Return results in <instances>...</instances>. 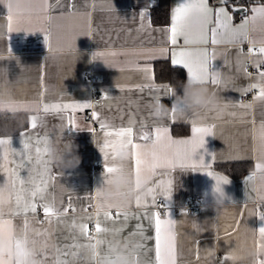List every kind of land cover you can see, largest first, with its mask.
<instances>
[{
    "label": "crops",
    "instance_id": "1",
    "mask_svg": "<svg viewBox=\"0 0 264 264\" xmlns=\"http://www.w3.org/2000/svg\"><path fill=\"white\" fill-rule=\"evenodd\" d=\"M161 1L0 0V112L29 115L25 130L13 136H0L12 141L10 145L0 146V187L8 180L4 170L5 148L8 160H15L17 164L22 151L33 155V161H27L19 169L27 188L29 166L35 162V141L46 136L47 198H54L57 208L71 203L67 217L53 215L51 223H47L42 210L44 201L39 197L36 198L37 212L26 217L7 214L15 210V193L13 200L5 199L0 207L5 213L0 215V264H26L14 258L13 252L17 255L30 252L33 264H41V259L45 264H105L115 259L113 252L118 245H124L137 264H158L154 228L147 219H142L143 233L133 231L138 221L132 218L145 211H156L151 206L137 208L135 201L140 196L151 202L149 189L157 180L165 184L171 181L172 185L170 200L163 199L160 189L157 200L162 199L169 205L161 218H167L170 211L176 221V264H260L264 260V238L259 232L264 227V219L260 218L264 214V194L255 184V177L264 172L256 167L264 165V101L256 99L259 88L243 91L257 83L259 72L264 71V56L258 51L254 55L249 53L254 45L257 49L264 46L261 43L264 33L250 32L248 40L242 43H230L225 38V42L213 44L211 29L216 27L215 16L209 22L198 12L195 14L202 18V30L208 31V42L185 45L181 36L173 45L166 29L170 27L172 9L183 0H168L167 23H155L153 13L157 14ZM208 4L214 10L222 6L221 0H208ZM223 6L232 15V26L239 27L245 18L254 15L251 9L264 6V0L251 3L246 14L233 11L229 4ZM109 8L115 11L109 12ZM142 11L143 19L139 15ZM9 14L13 16L11 32L7 29ZM17 19L22 22L17 23ZM184 48L206 49L210 72H220L231 84L217 88L210 81L190 79L187 69L172 63L173 53ZM96 53L105 55L93 60ZM157 61L183 69L185 82L181 85L158 82ZM144 68L150 69V73L141 71ZM245 69L250 75L245 74ZM195 84L207 85L227 107L218 114L197 110L186 103L177 104L187 88ZM165 86L171 90L168 96H163ZM97 92L103 93L101 102L93 101ZM245 96L250 97L249 102L243 101ZM43 103H90L94 107L45 113ZM247 104L252 107H242ZM94 110L107 118L113 128L131 126L133 142L144 146L141 149L144 163L138 175L129 170V150L118 154L115 163L122 172L119 188L105 180L106 165L111 166L112 162L106 161L100 150L105 137L98 121L91 116ZM32 116L42 118V122L37 121V129L30 128ZM69 116L74 125L68 124ZM194 121L198 126L215 125L214 135L205 137L204 146L208 153L215 154L214 160L204 148L193 145H187L182 157L178 156L174 141L192 139ZM157 128L167 129V136L158 144L140 138L145 133L154 138ZM22 132L30 134L29 149H24L29 136L21 137ZM49 145L55 146V156L50 154ZM202 160L208 167L200 164ZM240 162H250L251 169L237 178L222 168ZM193 164L197 166L195 170ZM6 167L13 165L7 163ZM35 171H41L40 167L36 166ZM209 171L226 176L230 183H221L217 191V180L207 174ZM253 173L255 177L249 181ZM36 180L39 183L40 177ZM98 189L103 191V200L131 214L126 222L122 217H115L116 209L112 210L114 222L103 219V211L97 208ZM192 194L201 195L204 204L197 214L189 215L181 209ZM176 207L179 212L175 211ZM96 218L103 228L110 230L96 233L93 238L81 235L79 225L89 226L91 222L96 223ZM24 219L30 222L28 232L21 228ZM33 228L46 235L34 237ZM111 229L119 232L113 233ZM95 239L102 243L96 249L89 248ZM45 240L47 248L40 257ZM107 244L111 247L106 250Z\"/></svg>",
    "mask_w": 264,
    "mask_h": 264
},
{
    "label": "snow or ice",
    "instance_id": "2",
    "mask_svg": "<svg viewBox=\"0 0 264 264\" xmlns=\"http://www.w3.org/2000/svg\"><path fill=\"white\" fill-rule=\"evenodd\" d=\"M229 0H221L220 7L215 10L209 7L208 0H183V2L179 3L176 7H174L171 11L170 15V27L166 29L169 35V42L175 45L179 39V37L183 36L184 44H205L209 40L208 31L204 28L199 33L192 31L189 27L187 20L188 17L195 13H202L207 18L208 21L211 22L213 15L215 16V24L216 27L211 29V42L213 44L225 42V38H227V42L230 43H242L248 40V25L251 23H255L257 20L264 19V6H260L257 8L251 9L254 13L253 16L249 18H245L243 22L239 25V27H233L231 24L232 15L229 13L228 8L223 6L228 4ZM11 9V5H9ZM109 12H114V8H109ZM235 12H244L246 11L243 8H234ZM140 18L143 19L144 12L142 11L140 14ZM9 23L7 29L9 32L13 30L12 21L13 16L11 14L7 17ZM22 22L21 19H17V23ZM261 56H264V46H260L258 49L255 45L249 49L250 54H256V52ZM114 55V53H112ZM105 53H96L93 55L92 59L96 60L97 58L104 56ZM214 55V54H213ZM173 65L182 66L187 69V74L190 79L198 80L202 83H210L213 86L219 87H228L231 84L230 79H224L221 77L220 72L212 71L210 72L209 68V57L206 49H188L184 48L179 50L178 52L173 53L172 59ZM256 67L259 68L260 64L257 63ZM141 71L145 73H150V69L144 68ZM245 74H248L246 69L244 70ZM250 75V74H248ZM259 80L257 83L251 84L247 89H244V92L251 91L253 88H259V94L256 99H260L264 101V71L259 72ZM207 76L208 79H202V77ZM165 92L163 96H168L171 94V90L165 86ZM156 99L160 100L161 97H157ZM94 106L90 103L87 104H61V103H43L42 111L45 113H62L64 111L75 112L82 111L84 109H92ZM227 105H223L220 112L223 108H226ZM244 108L250 109L252 107L251 104L242 105ZM173 113H175V109H173ZM219 114V113H218ZM207 115V114H206ZM91 116L95 118L99 123V128L103 136L105 137L102 145H100L101 152L104 153V158L106 161H111V166L106 165V173L108 174L105 177L107 182H111V177L113 174L117 173L121 170L120 165L115 163L118 154L121 151L129 150L130 152V164L129 170L135 174H139L141 168L143 166L142 159V146L141 144H137L133 142V128L131 126L128 127H119L113 128L109 123L107 118H103L98 111H92ZM174 117V116H173ZM38 118L36 116H32L30 119V128L37 129ZM68 124L74 125V121L71 116L68 117ZM215 125H197L195 121L193 122V138L190 140H179L174 141V143L178 146V156L183 155L184 151H186L187 145H193L194 147L204 148L206 154L211 156V159H215V154L208 153L207 148H205V137L214 135ZM21 137L29 136V142L24 143V149H29L31 139L30 134L21 133ZM167 136V129L157 128L155 131L154 138H150V136L145 133L140 138L144 141H150L151 144L155 145L160 142V140ZM170 138V137H169ZM12 141L10 139H0V146L10 145ZM47 143L48 139L45 136L42 139H37L35 144L37 145L35 148V162L34 164L29 166V176L27 179L28 187H24L26 181L20 177L19 169L25 166L27 161H33V155L31 152H21L20 153V163L17 164L15 160H8V149L5 148L4 152V160L7 163H11L13 165L12 168H7L5 164V171L8 173V180L5 182L4 186L0 187V207L5 199L9 201L13 200V193H15V210L9 211L7 214L11 216L16 215H24L27 216L28 213L35 214L37 212V202L36 198L39 197L41 201H44L42 204V210L45 215V221L47 223H51V217L53 215L57 217H67V213L69 208H71V203H69L66 207L57 208L55 206V199L48 200L47 198V186L48 180L45 178L48 171L49 160L45 159L47 156ZM43 147H40V145ZM111 149V152H109ZM200 164L203 167H208L205 161H201ZM36 166H39L41 171L36 172ZM196 165L193 164V170L196 169ZM257 169L260 171H264V165L257 164ZM208 175L213 176L217 180L216 190H220V184L230 183L229 179L226 176L216 175L213 172H207ZM40 177V182L37 183L36 177ZM255 177V173L248 177L249 181H252ZM19 185V187H17ZM171 181H168L166 184L163 180H157L153 186L149 189L151 193V202L144 199L143 197L138 196L135 201V206L137 208L147 209L149 206L155 208L157 205V190L160 189L159 194L163 197L164 200H170L171 198ZM97 200V208L103 211V219L105 221H113V209L115 211L116 218H123V221H127L130 217V213L128 211H121V209L116 208V206L106 202L102 199L103 191L98 189L96 192ZM161 207L169 208L167 203L162 204ZM75 211V209H72ZM5 213L0 210V215H4ZM167 218H161V212L159 210L153 211L151 213L145 211L140 215L132 216L133 219H136L138 222L133 226V231H140L143 233V224L140 222L142 219H147L149 221L150 227L154 228L155 236V260L158 264H176V221L171 218V212L169 211L167 214ZM261 219H264V214H261ZM85 219V218H81ZM86 219L92 220L93 217H87ZM114 222V221H113ZM29 221L24 219L21 224V228L23 231H29ZM110 229L103 228L101 226V222L98 218H96L95 223V232L97 234L101 232H107ZM80 234L87 237L88 236V225L87 223H82L79 225ZM113 233H118L119 229H111ZM34 237H40L42 235H46V233H42L40 230L33 228L32 229ZM260 235L264 238V227L259 229ZM147 239V237H145ZM34 243H37V240L34 238ZM102 243L101 240L95 239L94 243H90L88 245L91 249H96L98 245ZM111 245L107 244V248H110ZM47 248V241L45 240L44 244L40 247V257L44 255V249ZM75 255V253H71ZM102 257L101 259H103ZM41 264H45V261L41 259ZM260 264H264V260L260 261Z\"/></svg>",
    "mask_w": 264,
    "mask_h": 264
},
{
    "label": "clouds",
    "instance_id": "3",
    "mask_svg": "<svg viewBox=\"0 0 264 264\" xmlns=\"http://www.w3.org/2000/svg\"><path fill=\"white\" fill-rule=\"evenodd\" d=\"M189 25L193 31L202 30V18L199 14H194L189 18ZM262 32L264 33V19L257 20L252 23L248 29L249 33ZM264 43V40L261 41ZM177 104H188L197 110H208L219 113L223 107V104L219 100L218 96L213 93L207 85L195 84L187 88L184 96L180 97ZM50 154L56 155V148L54 145H49ZM122 172L118 171L112 176V185L114 188H119L121 185ZM255 184L259 187L262 194H264V172H261L255 177ZM6 251V249H5ZM14 258L26 261V264H33L32 254L30 252H24L17 255L13 252ZM115 259L105 262V264H137L134 256L130 255L124 245H118L113 252Z\"/></svg>",
    "mask_w": 264,
    "mask_h": 264
},
{
    "label": "trees",
    "instance_id": "4",
    "mask_svg": "<svg viewBox=\"0 0 264 264\" xmlns=\"http://www.w3.org/2000/svg\"><path fill=\"white\" fill-rule=\"evenodd\" d=\"M263 0H244L241 3L248 7L251 3L262 2ZM228 4L232 8L234 2L229 0ZM169 16V3L168 0H162L159 11L153 13V22L167 23ZM155 77L158 82H169L170 84H183L185 82V72L181 68L171 67L167 62L157 61L155 63ZM166 109V105L163 104ZM28 113H11L0 112V136H13L19 134L21 131L28 127ZM228 171L232 177L237 178L242 176L251 169L250 162H240L228 164L222 167Z\"/></svg>",
    "mask_w": 264,
    "mask_h": 264
},
{
    "label": "built area",
    "instance_id": "5",
    "mask_svg": "<svg viewBox=\"0 0 264 264\" xmlns=\"http://www.w3.org/2000/svg\"><path fill=\"white\" fill-rule=\"evenodd\" d=\"M244 0H233L234 3H241ZM264 69V67H263ZM103 98V93L102 92H97L95 93V95L93 96V101L94 102H101ZM243 101L245 102H249L250 101V97L245 96L243 98ZM162 204H165V202L162 199H158L157 200V205H156V210H159L161 213L166 212L168 210V208H164L161 207ZM204 204V200L203 197L199 194H192L189 195L186 199V203L184 204L183 208L181 209L182 211H184L185 213L189 214V215H194L197 214L200 209L202 208ZM176 212H179V208H175ZM96 232H95V223L91 222L88 226V236L89 238H93L95 237Z\"/></svg>",
    "mask_w": 264,
    "mask_h": 264
},
{
    "label": "water",
    "instance_id": "6",
    "mask_svg": "<svg viewBox=\"0 0 264 264\" xmlns=\"http://www.w3.org/2000/svg\"><path fill=\"white\" fill-rule=\"evenodd\" d=\"M231 1H233V0H231ZM234 8H243V9H245L246 11H244V12H237V13H239V14H246L247 13V10H248V8L246 7V6H244V5H232V9H234Z\"/></svg>",
    "mask_w": 264,
    "mask_h": 264
}]
</instances>
